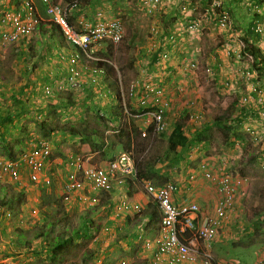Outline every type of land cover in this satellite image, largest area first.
<instances>
[{"label": "rangeland", "instance_id": "374dc122", "mask_svg": "<svg viewBox=\"0 0 264 264\" xmlns=\"http://www.w3.org/2000/svg\"><path fill=\"white\" fill-rule=\"evenodd\" d=\"M115 1L118 2L119 0ZM139 2H141V0H139ZM190 2L199 7L197 13H202L203 6L201 0H191ZM120 4H122L119 6L122 8L121 12H126V14L123 15L122 13H118L110 18H120L122 20L125 31L123 41L118 45H114L105 40L93 49L95 57L106 60L112 68L106 71L103 80L101 79L98 82L102 89L98 92L100 99L97 98L96 101L99 100L100 103H103V98L101 97L104 94L105 101L107 100L106 102H109V96L112 95L115 104L117 103V98H120L122 106L126 105L133 111H139L149 107L155 108L154 111L156 108H163L162 122L164 124V130L160 133L161 135L158 134L156 136L150 149H147L143 154H136V152L133 151V156L134 158H140L148 153L150 158L154 159L152 167L153 170H155V175L148 181V183L153 186L164 185L168 182L179 185L181 179L188 175V173L185 172V168H183L185 163L189 169H195L199 162L203 161L207 163L210 160L209 163H211L210 165L212 166L211 172L214 179L197 180V182H199L197 186L207 190L206 193L208 198L201 200L197 198V200H189L190 202L187 203H195L198 205L203 216H211L213 214L214 206L219 198V180L222 177H228L229 180H233L234 178L240 179L241 184L237 189L235 207L223 222L222 228L218 232V237L211 243L212 255L215 257L217 264H264V261H261V258H264V120L254 115L256 109L253 110L250 115V108L240 106L236 99L234 100L233 96L228 95L226 90L230 89V82L218 75L219 71L224 68L221 66V63L227 65L228 62V65L233 67V61L236 60L231 54L232 50L225 48L227 45L233 44L229 42V39L234 41V43L236 42L238 47L241 45L240 42L244 41L245 35L242 34V31L245 29L240 26L241 22L238 21V19H241L244 15L240 13L242 7L237 9L239 12L236 13L233 9L231 10L233 21L237 23L239 29V32H237L238 36L228 37L229 39H227V29H222L216 24H212L209 29L205 27L200 32L193 33L191 36L185 32V29H180L179 33L182 37H185V39L179 49L177 50L178 45L174 46L170 51L171 54L168 55L166 60L161 54L159 55V59L162 58L161 60L165 61L150 65L153 63L152 56L154 55V53L150 54V51L159 50V48L163 49H160L161 52L165 51V38L163 39V35H159L160 39L154 35L156 39L160 41V44L163 43L161 46L155 42L156 39L150 33L152 22L154 20L159 21L161 18L154 15L152 17H146L141 8L138 7L140 6L138 0H125V2H121ZM1 10L0 8V11ZM41 15L44 16V19H47L45 18L47 17L45 14L42 13ZM247 15L250 16L251 14L248 13ZM259 16L264 17V12ZM153 17L155 19H153ZM159 24L165 26V21L162 19ZM171 24L172 23H170V25ZM132 32H136L137 35L133 37ZM224 34H226V36H224ZM47 36L48 35H46L45 38L48 40L49 38ZM30 38H32V36ZM162 39L163 41H161ZM20 41H17L15 44H9L0 51V61L2 60L1 62L4 67H7L5 72L6 75L0 74V98L2 97L3 100V102H1L2 100L0 99L1 112L5 111V104H12L14 109L18 107V94L19 96H24V98L28 96L34 101L37 99L38 102H42L45 98V89L37 87L34 83H31L29 87L30 91L31 89L37 91L36 97L29 96L30 91L27 92L29 90L28 87L23 90L19 87L20 84L24 82L27 84L30 82L27 78L32 73L30 71L28 73L23 69L24 66L27 68L29 67L28 61L23 60L22 64L18 67L13 63V61H15V55L12 54L15 52L14 49H17V47H27L26 45L20 44ZM196 46L199 47L200 50H198ZM28 50L32 53L34 49L29 47ZM194 50L196 51L193 52ZM214 50L217 53L211 54ZM73 52L74 51L71 50L69 54ZM213 54L218 58H214ZM32 59L34 61L36 59L40 61V57H34V55L31 60ZM210 60L214 61L217 65L213 66V62L211 63ZM242 61L244 64L246 60ZM39 63L40 62H37V64ZM193 63L196 65V69L191 66ZM32 65L36 66L34 63ZM207 70H210V73H207ZM237 73L238 77L236 80L241 86L242 82L247 81V78L244 76V69L240 71L237 70ZM257 74L259 77L262 76L258 70ZM1 76H4V78ZM216 78L220 81L219 84H221V88L215 86ZM194 81L200 82L197 89L193 87ZM146 85L156 87L154 91L157 89L160 90L161 93L157 99L154 97L153 93H149L144 88ZM9 91L12 92L10 96H8ZM194 94L199 97L200 103H202L200 106L194 99ZM9 97L13 98L14 103L11 102ZM71 97L72 100L66 95H63V98L70 100V107L68 109L60 108V106H58V108L56 107L55 110H53L52 117L48 118V121L51 124L69 123L80 125L78 120L79 115L77 116L74 114H77V110H79L81 111L80 116L84 115V117H87L85 119L87 121V126H95L103 130L105 126L104 121L102 118L95 119V116L98 115L99 117L106 114L104 111V115H101V111H98L99 108L95 103V98H93L95 95L88 97V94L79 93L77 96L71 94ZM77 97H79V101ZM45 100L46 99H44L43 104L47 103ZM233 100L235 101L234 104H232ZM53 101L58 102V99L55 97V99H52L50 102ZM73 103H76V106H73ZM105 103L102 104V106H104ZM165 103L167 104L166 108ZM259 106L260 105H258V107ZM91 108L93 109L92 112L90 111ZM198 108H200V110H198ZM62 110H65V113ZM154 111L150 114L134 117L132 119H134V123L137 126L145 128L148 123L152 122L153 119L151 114ZM189 115H200L202 117L200 119L201 121L193 123L194 127L192 128L201 129L199 131L200 137H198L196 143L198 145L204 144L203 148L198 151L196 150V152L194 149L185 152H180V150L176 153V157L173 156V158H171V155H169V161L165 162L162 155L166 150L165 141L167 134L178 119L188 118ZM206 119L209 120L211 125L209 127H202ZM10 121L12 123L19 122L26 133L23 134L17 131L13 124L5 125L4 128L0 129V145H2L3 138L8 135L24 140V149H20V147L15 148L16 152L20 150L23 152L25 150L23 153H20L19 158L16 160L18 162L16 170L20 176V186H24L27 190L26 202L20 207L19 215L15 216L11 213V215H9L5 212L6 210L0 209V230L5 228L6 234L11 238L13 233L23 232L24 229L33 226L35 223H39L42 219L38 207L40 191L43 187L40 183L35 186L28 181V167L24 161H22L23 156L28 154L29 151L34 150L40 143L46 144L50 156L43 162L42 175L50 178L52 186L59 190L65 176L63 175L64 166L60 168V174L58 173L59 175L54 176L52 174L55 168L51 163L56 159H61L64 162L65 159H68L70 154L81 155L87 158L86 155L91 148V144L87 141H84L85 143L83 144L79 137L70 135L73 140V146H70L71 149L69 153L60 156V153L56 152L55 137L42 136V134L36 130V127H34V123L28 119L19 120V118L16 119L12 117ZM221 121L232 124L234 128V132L230 134V140H227L218 129L217 125L214 124L215 122ZM111 125L112 124L108 125L109 127L107 130H103L105 135L108 134L107 136H109L111 142L104 146L103 153L105 155L98 153L92 158L93 165L103 167L106 165L107 161L116 158L121 152H126L114 137V131L110 129ZM27 134L31 135V140L26 139ZM60 143L68 148V144H65V142L61 141ZM75 144H77V147ZM7 161L9 160L6 159V155L3 156L0 153V163ZM46 161L49 162L46 163ZM188 162L189 164H187ZM64 164L65 163H63V165ZM44 165H46V167H44ZM194 171H196V169ZM199 176L200 175H197L194 181H196ZM3 179L2 185L10 184L8 178ZM14 187L17 188L16 185ZM135 189L142 193L147 203L152 201L146 194L143 185L136 184V186H131V192ZM94 196L99 200L96 205L89 204L87 201H84L81 205H65L70 219H76V216L80 213L92 212L90 218L94 221V226L98 229L94 232L93 240H90L86 245L79 248L77 252H73L70 256H67L65 262L61 264H66L67 262L79 263L86 248L94 250L95 254L99 255L100 258L106 257L107 252H109V254L111 253L114 258H117L115 264H119L121 261L125 262V264H141L144 262L149 256V252L144 249L141 244L142 241L139 238L134 239L132 237V240L130 239L131 244L127 245V240L120 237L125 227L118 225L117 228L115 226L116 223H113V225L107 224V220H111L112 222V220L114 221L115 219L114 213H112L114 209L111 208V211H108L110 209L108 204L100 205L103 199L101 193ZM123 200L126 201L121 198V201ZM122 206L121 202V207ZM137 206L142 208L139 203ZM32 210H36V214H33ZM107 211L111 214H107ZM143 237L150 239L152 236H150L148 231H144ZM40 261L39 259L22 257V254H20L17 259V257L13 255L8 238L0 236V264H47ZM97 264H99V262Z\"/></svg>", "mask_w": 264, "mask_h": 264}, {"label": "trees", "instance_id": "16d2710c", "mask_svg": "<svg viewBox=\"0 0 264 264\" xmlns=\"http://www.w3.org/2000/svg\"><path fill=\"white\" fill-rule=\"evenodd\" d=\"M0 1L4 2V0ZM22 1L20 2L19 0H9V3L6 2V4H3V6L0 4V8L2 9L0 11V15L3 16L5 13L13 11L20 13L19 8L22 5ZM50 1L52 3H56L58 0ZM71 1L72 0H67L66 3H69ZM231 1L235 3L239 1L241 2V0ZM244 1L250 2V0ZM252 1L254 2L251 3L255 6H258L260 8L264 7V0ZM201 2L204 8L208 5L206 0H201ZM231 5V3H228V5H225V8L232 18L233 15L231 10L234 7H232ZM38 10L41 14H45L46 7L44 6V4H42V6ZM254 13L255 12H253L252 14L250 13L251 16H253ZM20 14L21 17L24 16V12ZM233 20L234 19L232 18V25L237 26V24H235ZM75 22L76 16L73 15L72 12H70L67 15V23L71 28L79 31L80 23ZM35 32L38 38H40L41 40H43L46 35H51V37L54 36V34L57 36H62L60 27L54 22L46 20H38ZM18 41L21 42L20 44L26 45L27 47H17V49H14L15 61H13V63L16 67H18L20 64H22L23 60L28 61L29 67L27 68L26 66H24L23 68L28 73L29 71H33V67L30 65V60L33 55L34 57H40L41 60L44 59L45 56L48 57L47 54L52 52V49L50 50L51 46H49L46 41H43V43L36 47L32 53L29 52V47L32 49L34 48V45H31V43L34 42V37L22 38ZM15 43H17V40L12 44ZM71 46L74 47L72 44ZM246 51L252 53L255 59V63L260 67L257 70L259 71V73H263L262 69H264V60L258 55V50L250 44L246 43L245 52ZM152 58L153 61H155L157 58V54L153 55ZM256 59L258 60L256 61ZM1 61L0 74L6 75L5 72L7 70V67H4ZM91 64H93L95 67L92 65L86 66V64L79 65V69H81L80 74L82 77L78 81V84L76 86H73L70 82H68L67 71L65 80L62 81V83L58 84L57 88H54V90L52 88L54 83H47L48 80L43 79V81L45 80L44 82L46 83H44V85H41V87L45 89L46 93L44 99H46L45 101L47 103L40 104L35 102L32 98L28 97L27 99H22L20 97L17 101L19 104L17 108L13 110L8 108L7 112L0 111V129L4 128L5 125L13 124L14 128L17 131L25 134V129L22 128L19 122L12 123L10 120L12 117L16 119L19 118V120L28 119L29 121H32L34 123V127H36V130L40 132L44 137L52 136V134L55 133L77 136L80 138V140L89 142L91 144V147L93 146V148H95L98 153L105 155L103 153L104 146L111 141L109 136H107L108 134L105 135L103 133V130H107L109 127L108 125L112 124L110 126V129L114 131V137L117 139L118 144L122 147L123 150L132 152L135 151L136 154H143L147 149H150V146L152 145V142L157 135L153 136L154 126L153 124H151L146 129V136L142 137L141 130L134 123V119L132 118L151 113L155 109L153 107H149L139 111H133L130 110L126 105L122 106L120 98H117V103L115 104L114 108H112L114 113L110 115L111 118H109L108 116H95V119L102 118V120L104 121L105 126L103 130L95 126H87V121L85 120L87 117H84V115L80 116L81 111L79 110H77V115H79L78 120L80 125L69 123L51 124L48 121V118L52 117L53 110H55L56 107L58 108V106H60V108L64 109H68L70 107L69 101L72 100L71 94L73 96H77L79 92L87 89L85 91L86 94H88V97L93 96L95 94V91H92L89 88H85L87 83L94 86V83L96 82V79H93L94 77H98V80L100 81L101 79L103 80V76H105L100 70L108 71L112 69L110 64L104 59H99L95 62L93 61L91 62ZM1 77L4 78V76ZM87 80H89L90 82H86ZM91 82H93V84ZM27 87L28 85L26 84L21 88L23 90ZM36 95L37 93L35 92L34 96L36 97ZM63 95H66L70 100H68L67 98H63ZM55 97L58 99V102H50L52 99L54 100ZM73 106H76V103H73ZM90 111L92 112L93 109L91 108ZM216 125L218 129L223 133L225 138H227V140H230V134L234 132L232 124L224 123L221 121ZM195 137L196 138L194 142L196 143V140H198V137H200V135L196 134ZM26 139L31 140V135L27 134ZM165 142L166 150L163 153L162 158L165 159V162H168L169 155H171V158H173V156L176 157V153L179 151V149L182 151V148H184L188 144V138L183 134V118H180L175 122L172 131H170L166 136ZM24 146V140L8 135L3 138L2 145H0V153L3 156L6 155V159L9 160L7 162H15L16 164H18L16 160L19 158L22 151L20 150L16 152L15 148L20 147V149H24ZM38 146L39 145H37L36 147ZM185 151L183 150V152ZM134 159L136 174L132 180H127V184L130 188L135 184L143 185L144 182H148L155 175V170H153L152 167L154 159L150 158L148 153L140 158ZM22 161H24V159H22ZM48 179L51 181L50 178ZM9 182L10 184H4V186L1 184L2 179H0V209L6 210L5 212H7L9 215L12 214L16 216L20 213V207H22L26 202V189L24 188V186H20L19 183H13L10 180ZM40 184L43 187L40 191L38 207V210L42 217L40 222L37 224L35 223L33 226H29L28 228L24 229L23 232H18L16 234L13 233V236L11 238L6 234L5 228H3L2 230H0V236L8 238L10 248L12 249L13 255H15L17 259L18 256L22 254V257L25 256L36 260L39 259L47 264H61L65 262V258L67 256H70V254H72L73 252H77L79 248L86 245L90 240H93L92 238L94 237V232H96L98 228L94 226L95 223L90 218V214L92 212L80 213L78 216H76V219H70L68 210L66 208V206H68V203H65L63 201L62 194L60 195V192H58L56 187L52 186V181L50 185H46L42 181ZM15 185L17 186V188L14 187ZM115 190L116 189L109 192H101L103 198L101 200V206L111 202L113 196L112 194ZM128 194L130 196L132 192ZM120 197H122L121 193ZM121 202L122 201L120 199L119 201L111 202L109 211H111V208L114 209L112 210V213H114L115 219L114 221L112 220V222L111 220H107L108 225H113V223H116L115 226L117 227V220L121 219V217L122 219H124L123 226L125 228L124 232L120 234L121 238L128 239L134 237L133 234L139 226H144L145 231L154 234L157 233L158 224L160 221V212L154 201L148 202L147 206L144 209H141L139 213L135 214L132 212L131 215L123 214L124 209H121ZM32 211L33 214H36V210ZM107 214L111 213L107 211ZM116 260L117 258H114L111 253L109 254V252L106 253V257L100 258L99 255L95 254L94 250L86 248L80 258L79 263L67 262L66 264H97L98 262L99 264H115Z\"/></svg>", "mask_w": 264, "mask_h": 264}, {"label": "built area", "instance_id": "2783aa9c", "mask_svg": "<svg viewBox=\"0 0 264 264\" xmlns=\"http://www.w3.org/2000/svg\"><path fill=\"white\" fill-rule=\"evenodd\" d=\"M191 0H143L142 5L149 17L155 16L158 11L165 8L166 14L170 11L176 12L178 19H188L182 29L187 34L198 33L207 25L216 24L222 29H227L232 33H237V26L232 25V19L226 11L225 5L229 0H206L208 5L202 9V13H197L199 7L190 2ZM47 5L46 13L51 20L55 22L63 34L72 45L81 50L87 58L88 49L93 45L101 44L107 40L114 45H118L124 39V29L121 20L112 19L105 21L101 14L97 13V20L94 24L84 25L83 33H76L67 23V12L76 7V3L62 8L60 5H51L48 0H42ZM26 12L21 17L22 11L6 13L0 18V50L7 45L18 41L21 37L31 35L37 25V17L33 14V7L28 1L25 3ZM34 10V9H33ZM252 11L259 15L264 12V7H258L252 4ZM7 28V29H6ZM236 28V31L235 29ZM254 35H264V17L256 23ZM245 39L240 42L238 50H242L237 55V62L244 61V76L247 80L260 78L257 74L259 65L255 63L253 57L245 54ZM249 44V43H248ZM164 52L161 53L163 58L167 57ZM80 56L78 54L69 57V80L73 86L78 84L81 79L79 72ZM247 62V63H245ZM196 69V65H191ZM210 73V70L206 71ZM94 81V80H92ZM255 84V83H254ZM149 92L153 93L157 99L160 90L156 87L144 86ZM255 102V98L249 94L241 96L238 104L249 108ZM260 105L254 111L257 118L264 120V100H258ZM167 104L165 103V108ZM163 108H156L151 114L152 124L154 126L153 136L160 134L164 130L162 122ZM199 115H189V120L194 122L201 121ZM147 123V122H144ZM151 125L150 123L147 126ZM141 136H146V129L141 130ZM49 156L48 146L40 143L38 147L25 154L23 159L28 166V181L38 185L41 181L50 185L48 177H44L43 162ZM15 162L0 163V179L8 178L13 183L21 184L20 176L16 170ZM69 166L72 171L68 174L63 187V201L70 203L72 197L77 194L81 197L78 200L89 201L90 204H97L98 199L92 195L89 198L82 195L84 190L83 182H88L92 193L109 192L115 188L123 186L125 180L135 177V159L132 151L121 152L115 159L108 162L103 167H97L87 163L86 159L73 157L70 159ZM80 174V177L78 176ZM201 174L204 180H213L214 176L207 167L205 162L197 165L196 172L188 176L189 182ZM219 180V179H218ZM217 180V181H218ZM241 184L240 179L229 180L228 177H222L218 182L219 198L214 206L211 216H203L198 205L195 203L183 204L177 206L172 198L177 190V185L171 182L160 186H153L148 182L143 183L146 194L156 203L160 212V221L158 231L152 240H144L143 247L149 252L148 264H216L215 257L212 255L211 243L215 241L223 222L227 219L228 214L234 209L238 186ZM82 193V194H81ZM125 204V203H124ZM122 204V205H124ZM135 214L140 212L137 205L133 206ZM119 264H125L121 261Z\"/></svg>", "mask_w": 264, "mask_h": 264}, {"label": "crops", "instance_id": "0c3cea01", "mask_svg": "<svg viewBox=\"0 0 264 264\" xmlns=\"http://www.w3.org/2000/svg\"><path fill=\"white\" fill-rule=\"evenodd\" d=\"M19 1L21 2L22 0H19ZM66 1L67 0H58V2L59 3L62 2V4H64V2H66ZM6 2L9 3V0H4V2H0V4L3 6V4H6ZM33 2H34L35 7L37 9L36 10L37 11V15L40 16L41 19H44V16L39 14L40 12L38 10L42 6L41 1L40 0H33ZM121 2H125V0H119L118 2H116L115 0H81L80 3L78 4L77 10L75 12H73V15L76 16V21L77 22H79V21L95 22L97 20V13H100L103 20L109 21V20L114 19V18H110L111 16H114V14L122 13L121 12L122 8L119 7V6L122 5V4H120ZM142 2H143V0H141V2H139V0H138V3L140 4V6H138V7L141 8V10L144 12V15L146 17H149L146 14L145 10H144ZM251 2H254V1L250 0V2H246L244 0H241V2L239 1L237 3H235V2H233L231 0L228 1V3H231L232 4L231 6L234 7L233 11L235 13L239 12V11H237V9L242 7V9L240 10V13H243L244 15L242 16L241 19H238V21L241 22L240 26L245 29L244 31H242V34L245 35L244 39L251 46H253L255 49L258 50V52H259L258 55L264 60V35L263 36L254 35V30H253L255 24L260 22L262 17H260L258 13H254L253 16H251V15L248 16L247 15L248 13H251V14L253 13L252 12V3ZM228 3H227V5H228ZM21 7H22V5H21ZM170 12L171 13L166 16L165 8L160 9L155 16L158 17V18H161V19L159 21H155L154 20L152 22V26H151L152 28H151V31H150L151 35L155 39H156L155 36H157L159 38L160 34L163 35V39L165 38V49H164L165 51H163L165 56H166V53L170 52L173 49L174 46L178 45L177 50L181 46V44H182L183 40L185 39V37H182L181 34L179 33V31H180V29H182V27L185 25V23L188 20V19H185V21L184 20H180V19H178L179 17H178V15H176V12H174V11H170ZM122 14L125 15L126 12H123ZM153 19H155V18L153 17ZM162 19L165 21V26L164 25L161 26L159 24V23H161ZM168 21H169V24H168ZM133 23H135V22H133ZM170 23H172V24L170 25ZM235 24H237V23L235 22ZM211 25L212 24L207 25L206 27H208V29H209ZM163 27H165V28H163ZM234 29L236 31V28H234ZM124 33H125V31H124ZM227 33H228L227 39H229L228 37H232V36L236 37V36H238L237 33H232L229 30H228ZM132 35L134 37L137 34H136V32H132ZM188 35L191 36L192 34H188ZM224 36H226V34H224ZM32 37H34V42L31 43V45H34L33 49L38 47L41 43H43V41H46L48 43V45L51 46L50 50L52 49V52L48 53L47 54L48 57L45 56V58L41 59L40 61L38 59H36L35 61L33 60V63L36 66L32 65L33 64L32 60L30 61V65L34 67L32 73L27 78V79H29L30 82L28 84L26 82H24L23 84H20L19 87L21 88L22 86H25L27 84L28 88H29V90L27 92H29L30 91V87L29 86H31V83H34L37 87L41 88V85H44V83H46L44 81L48 80L47 83H49V82L54 83L53 87H52L53 90H54V88H57L58 84L62 83V81L65 80L66 70H67V66H68V61L66 59H62V58H66V55L71 53V50L73 49V47L71 46V43L69 41H67L66 39H64L61 35L57 36V35L54 34V36H52V37H51V35H48L47 36L49 38L48 40L45 37L43 38V40H41L40 38H38L36 33ZM163 39L161 41H163ZM155 42L158 43L161 46L163 44V43L160 44V41H158L157 39H156ZM229 42H232L233 44H231V45L229 44L225 48L232 50L231 54L237 60V55L242 50H238V46H237L236 42L234 43V41H232L230 39H229ZM160 49L163 50L162 48H159V50H152V51L149 52L150 54L151 53H154V55L157 54L156 61H153V59H152L153 63L150 64V65H153V64L158 63V62L165 61L168 58V55L171 54V52L168 53L167 57H165V60H161L162 58L159 59V55L162 53ZM197 49L200 50L199 47H197ZM195 51L196 50H194L193 52H195ZM212 53H217V52H215V50H214V51L211 52V54ZM12 54L15 55L14 53H12ZM245 54H247V56L253 57V59H254V56L252 55V53H249V52L246 51ZM182 55H184V54H182ZM213 55H214V58H215L216 55L215 54H213ZM216 58H218V57H216ZM16 59H17V57H16ZM45 59H46V61H45ZM236 60L233 61V65H232L233 67H230L228 65V62H227V65L221 63V66L224 67L222 69L218 65V67L221 69L219 71L218 75H220L223 79L228 80L230 82V87H229L230 89H227L226 93H228V95H230V96H233L234 100L236 99L237 102H239L241 96L246 95V94H249V95H251V96H253L255 98V102L253 104H251V106L249 107L250 108L249 112H250V115H251L253 110L258 108V104L259 103H257V101L258 100H264V69H262L263 73H260V75L262 74V76L260 78H258V80H255V79L251 78L250 80L242 82V85L240 86V84L237 83V80H236V78L238 77L237 70L240 71L241 69H244L245 64L238 63ZM257 60L258 59H256V61ZM254 61H255V59H254ZM37 62H40L39 63L40 65L37 64ZM210 62L211 63L213 62L212 63L213 66L217 65L212 60H210ZM236 62H237V64H236ZM245 63H247V62H245ZM58 78H60V79H58ZM43 79H45V80L43 81ZM93 79H96V82L94 83L95 85L92 86V85H89L87 83L85 88H89L90 90L95 91V94H94L95 97H93V98H95V103L97 104V107L99 108L98 111L99 112L101 111V115H102V113H104V111H105V113L107 112L108 117L111 118L110 115H112L114 113L112 108H114L115 101H113L112 95L109 96L110 97L109 102H106L107 100L105 101V97L102 99L103 103H100L99 100L96 101L97 98L100 99V97L98 95V92L102 88H101V85L98 84V82H99L98 77H94ZM86 82H90V81L87 80ZM219 82L220 81L217 80V78H216L215 86L221 88V84H219ZM232 82L234 83L235 88H234ZM91 83L93 84V82H91ZM199 83L200 82H198V81H194V83H193L194 89H197ZM12 87H10V88H12ZM200 87H202V86H200ZM165 89H166V87H165ZM85 90H87V89H85ZM85 90H82L79 93H84L86 95V91ZM35 92L37 93V91H35V89L34 90L31 89V91L29 92V96H31V97L33 96L34 97V93ZM11 93L12 92L9 91L8 92V96H10ZM17 96H18V100H19L20 97L22 99H27L28 98V96L26 98H24V96H21V95L19 96V94ZM9 98L11 99V102L14 103L13 98H11V97H9ZM74 98H76V97H74ZM78 98L79 97H77V99ZM0 99L2 100V97ZM194 99L196 100L197 104L199 103V106L202 104V103H200L199 97L196 96V94H194ZM234 100H233L232 104H234V102H235ZM36 101H37V103H40V104H43V102H44V100L42 102H38L37 99L35 100V102ZM78 101H79V99H78ZM1 102H3V100ZM104 103H105V105L102 106V104H104ZM4 106H5V108H4L5 112H7L8 108L12 109V110L14 109L12 104H5ZM102 110H103V112H102ZM198 110H200V108H198ZM62 111L65 113V110H62ZM77 113H78V111H77ZM74 114L77 115L76 113H74ZM187 119H188L189 123H191V124L188 123ZM205 121H206V122H204L205 126L202 125V127H207V126L209 127L211 125L209 120L206 119ZM193 123H195V122L194 121H190L189 117L183 119V134L187 136L188 144H187V146L182 148V151H180V149H179L180 152H183V150L184 151L185 150L186 151H190L192 149H194L195 152H196V150L198 151V150L202 149L203 146H204V144L196 145L197 143L194 142L195 138H196L195 137L196 134L200 135L199 131L201 129L200 128H192V127H194ZM217 123L218 122H215L214 124H217ZM250 127H252V126H250ZM172 129H173V127L170 129V131H172ZM254 134H256V133H254ZM52 136L55 137V147L57 148L56 152H59L60 156H62V154L69 153V150L71 149L70 146H73L72 145L73 144L72 143L73 140L71 139V136L68 135V134H60V133L52 134ZM61 141L65 142V144H68V148L64 147L63 146L64 144L60 143ZM80 141L83 144L85 143L83 140H80ZM75 145L77 147V144H75ZM81 146H83V145H81ZM97 154H98L97 150H95V148H93V146H92L89 149V151L87 152V155H86L87 161H89L90 163H93L92 158L94 156H96ZM188 154H190V153H188ZM74 155H76V154H70L69 156H74ZM194 158H196V157H194ZM47 162H49V161H46V163ZM201 162H203V161H201ZM201 162H199V163H201ZM209 162H210V160H209ZM209 162H207L206 164H207V167L209 168V170L212 171V166L210 165L211 163H209ZM63 163H65V164L63 165ZM185 164L183 165V168H185V172H187L188 175H187V177H184L183 179H181L180 184L177 185V190L175 192V195L172 198L173 202H175V204L177 206H181L183 204H186V203L190 202L189 200H197V198H198V200H201V199H207L208 198L207 197V193H206L207 190L201 189L199 186H197L199 184V182H197V180L198 179L199 180H201V179L203 180L201 174H199L200 176H199V178L196 179V181L193 180L194 183L197 182L196 184H194L193 181H192V183L189 182L188 176L191 173L196 172V171H194L196 168L195 169H189V167H187ZM187 164H189V162ZM51 165L55 168V171L52 174L54 176L59 175L60 174V168H62V166H64L63 175H65V176H64L63 181L61 183V186H60V188L58 190V192H60V195H61L63 193V186H64V183L66 182L67 175L71 171V169L66 166V159L64 160V162L61 159H56L55 161H53L51 163ZM197 165H196V167H197ZM44 167H46V165H44ZM134 186H136V184ZM130 189L131 188L129 187L128 184H124L123 186L117 187L116 190L114 191V193L112 194L113 196H112L111 202L119 201V199L121 200V198L126 200V201H124V200L122 201V204H124V203L125 204L122 206V208L120 207L121 209H124V213H123L124 215H126V214L131 215L132 212L134 213V211H133V206L134 205L133 204L137 205L139 203L140 206L142 207L141 209H144L147 206L146 198H144L142 193L140 191L136 190L137 189L136 188L135 190L132 191V194L129 196L128 193H131ZM132 189H134V188H132ZM84 190H85V194H87L88 196L91 195V192L89 191V187H88L87 184H85ZM120 193H121L122 197H120ZM80 197H81L80 195L75 194L72 197V199H71L70 203L68 204V206L81 205L84 201L78 200V198H80ZM111 202L108 203L109 204L108 207L111 205ZM123 220L124 219H122V217H121V219L117 220V222L119 223V224L117 223V225L123 227V224H124ZM114 229L117 232L115 227H114ZM144 231H145L144 226H139L135 230V233L133 234L135 238L134 237L133 238L136 239V238H139L140 235L143 236ZM149 234H150V236H153L151 238V239H153L155 234L151 233V232H149ZM130 239L132 240V237L126 239L127 240V245L131 244V240ZM263 259L264 258H261V261H264ZM148 261H149V256L141 264H148ZM3 263H6V262H3Z\"/></svg>", "mask_w": 264, "mask_h": 264}, {"label": "clouds", "instance_id": "9594fccd", "mask_svg": "<svg viewBox=\"0 0 264 264\" xmlns=\"http://www.w3.org/2000/svg\"><path fill=\"white\" fill-rule=\"evenodd\" d=\"M30 2L31 3V5H32V7H33V9H32V11H33V14L35 15V17H37V19L38 20H43V21H52L51 20V18L49 17V15L46 13V10H45V15L47 16L46 18L47 19H41L40 18V16H38L37 15V9H36V7H35V4H34V2H33V0H23L22 1V7L21 8H19V10L20 11H22V12H26V9H25V3L26 2ZM41 1V4H44V6L46 7V9H47V5L45 4V3H43L42 2V0H40ZM49 1V4H51V5H60L62 8H65V7H67V6H69L70 4H73V3H76V7L74 8V9H71V10H69L68 12H67V15L70 13V12H75L76 10H77V8H78V4L80 3V1L81 0H72L71 2H69V3H66V2H64V4H62V2L61 3H59L58 1L56 2V3H52L50 0H48ZM68 1H70V0H68ZM13 12H15V11H13ZM7 13H12V12H7ZM39 13V12H38ZM6 14V13H5ZM4 14V15H5ZM39 14H41V13H39ZM2 16H0V18H1ZM114 19H119L120 20V18H114ZM53 22V21H52ZM77 22V21H76ZM122 22V21H121ZM37 23H38V21H37ZM55 23V22H54ZM79 23H80V30L79 31H76L75 30V32L76 33H83V30H82V28H83V26L84 25H91V24H94L95 22H83V21H79ZM56 24V23H55ZM123 25V24H122ZM37 26V25H36ZM123 29H124V27H123ZM35 30H36V28H35ZM35 30H34V32L31 34V35H29V36H27L28 38H30L31 36H33L36 32H35ZM62 33V32H61ZM27 37H21V38H19V39H22V38H27ZM62 37L64 38V39H66L64 36H63V34H62ZM67 40V39H66ZM67 41H69V40H67ZM70 42V41H69ZM104 42V41H103ZM110 42V41H109ZM102 43V42H101ZM98 45H100V44H98ZM74 46V45H73ZM97 45H93V46H91L89 49H88V51H87V53H88V55H90L91 56V58L89 59V58H87V56L81 51V50H79L77 47H73V53L72 54H68V55H66V58H62V59H66L67 61H68V66H67V72H68V78H67V80H69V77H70V75H69V68H70V64H69V57L71 56V55H74V54H78L79 56H80V62H79V65H83V64H86V66H88V65H92V66H94L93 64H91V62H95V61H98L99 60V58H96L95 57V55H94V53H93V49L96 47ZM1 51V50H0ZM167 54H168V52H167ZM101 60H103V59H101ZM95 67V66H94ZM260 68V67H259ZM258 69V68H257ZM81 71V69H79V72ZM104 75L106 74V71H102V70H100ZM105 96H104V94L102 95V97L101 98H104ZM115 106V105H114ZM106 115H104L103 113H102V115H104V117H107L108 115H107V112L105 113ZM148 114H150V113H148ZM142 116V115H141ZM150 124H152V123H150ZM150 126V125H149ZM139 127V126H138ZM148 128V126H146L145 128H142V127H139V129L140 130H142V129H147ZM158 135V134H157ZM50 156V155H49ZM48 156V157H49ZM48 157L46 158V159H48ZM73 157H80V158H84V159H86V161H87V158H85L84 156H81V155H74V156H69L68 157V159L66 160V166L68 167V168H70V166H69V162H70V159L71 158H73ZM45 159V160H46ZM115 159V158H114ZM113 160V159H112ZM112 160H110V161H112ZM110 161H107V163L108 162H110ZM87 163H89L90 165H93L92 163H90L89 161H87ZM106 163V164H107ZM94 166H96V165H94ZM97 167H100V166H97ZM71 169V168H70ZM71 171H72V169H71ZM70 171V172H71ZM69 172V173H70ZM68 173V174H69ZM68 176V175H67ZM78 176L80 177V174H78ZM133 178H131V179H126L125 180V184H127L126 182H127V180H132ZM65 184V183H64ZM83 184H84V188H85V184H87L88 185V187H89V191L91 192V195H87V194H85V190H83V194L82 195H84V196H86V197H90V196H92V195H96V194H99V193H101V192H96V193H92V191H91V189H90V186H89V184H88V182H83ZM116 189V188H115ZM99 201V200H98ZM153 201V200H152ZM84 203V202H83ZM87 203H89V201L87 200ZM69 204V203H68ZM90 204V203H89ZM96 205V204H95ZM140 210H141V208H140ZM155 235H156V233H155ZM155 235H154V237H155ZM153 237V236H152ZM151 237V238H152ZM146 239V238H143V236H140L139 237V239L142 241L141 242V244L143 245V242H144V240H152V239Z\"/></svg>", "mask_w": 264, "mask_h": 264}]
</instances>
